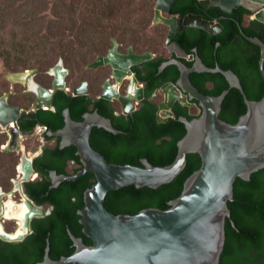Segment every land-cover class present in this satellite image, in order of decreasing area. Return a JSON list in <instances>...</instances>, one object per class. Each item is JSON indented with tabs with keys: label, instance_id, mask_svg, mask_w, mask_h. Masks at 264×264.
Returning <instances> with one entry per match:
<instances>
[{
	"label": "trees",
	"instance_id": "16d2710c",
	"mask_svg": "<svg viewBox=\"0 0 264 264\" xmlns=\"http://www.w3.org/2000/svg\"><path fill=\"white\" fill-rule=\"evenodd\" d=\"M11 1L14 6L6 7L3 22L7 23L10 19L15 21L12 25L13 34L7 32V26H0V80L4 78V69L19 71L37 66L48 68L61 58L71 69L87 65L91 58L106 51L115 38L127 45L132 44L139 51L150 49L147 46L150 39L156 41V35L150 37L147 32H143L152 17L151 0L142 3L139 0H65L56 4L59 10L52 15L55 23L52 22L51 28L38 25L39 20H47L45 13L43 18L32 20L34 27L30 23L31 16L36 12H45L46 8H42L40 2L47 0ZM172 12L181 16L189 12L201 13L207 19L225 15L221 19L224 29L218 34L189 27L179 32L174 40L189 53L197 47L208 66L219 64L224 70H233L241 78L250 99L263 98L261 48L244 36L241 29L264 42V23L254 20L250 25H244L246 8L238 7L232 12H225L217 6L206 8L199 0H178ZM50 19L52 21V17ZM66 20H70L69 23ZM218 42H221L220 46H217ZM166 59L160 54L147 61L144 67L136 68L139 78L145 82L147 96L163 82L178 79L180 71L175 64L159 72V66ZM186 62L188 65L193 64V61ZM190 77L207 94L220 95L230 89L220 113L222 119L237 123L240 116L247 112L244 93L238 87H231L223 73L192 72ZM55 104L56 112L40 111L26 117L22 121L23 130L31 132L38 124H46L58 131L66 125V108L71 107L74 119L82 121L83 115L91 110L93 101L85 96L75 98L66 92H59ZM95 109L111 118L114 127L123 133L115 135L105 129L95 128L91 137L92 146L112 163L138 167L143 166L144 158L155 166L172 164L178 156V143L187 133L186 125L179 120V116L193 118L187 107L178 104L174 108L175 118L159 123L155 101L143 102L132 116L115 115L111 104L104 100L96 102L92 110ZM77 152L75 146L62 149L59 140L55 148H46L45 153L36 160V168L42 177L28 184V191L39 204L53 205L54 212L34 222L35 232L25 242L10 243L0 239V264L43 262L49 238L54 260L70 257L77 250L70 232L83 237L87 245L93 244L83 234L79 212L85 207V191L97 181L95 174L89 172L76 181H66L58 188H51V171L69 175L83 168ZM73 161L76 167L70 169ZM201 166V156L189 154L187 167L171 183L156 189L127 186L114 190L109 192L105 204L116 215H135L147 208L166 210L169 201L181 196L187 179ZM234 192L236 200L229 202L233 218L227 224L228 242L222 264H264V169L253 174L250 181L238 178Z\"/></svg>",
	"mask_w": 264,
	"mask_h": 264
},
{
	"label": "water",
	"instance_id": "95a60500",
	"mask_svg": "<svg viewBox=\"0 0 264 264\" xmlns=\"http://www.w3.org/2000/svg\"><path fill=\"white\" fill-rule=\"evenodd\" d=\"M175 1L158 0L156 8L169 12ZM201 3L206 7L220 6L226 12L243 6L253 12L257 20L264 23V0H201ZM166 21L171 27L167 43L186 26H197L212 34H217L224 28L220 22L193 13L179 19L174 16ZM241 31L248 39L261 46L260 67L264 76V42L258 37L248 36L242 29ZM220 44L221 42H218L217 46ZM168 49L175 56L164 61L159 66V72L170 64H176L180 76L176 82L169 81L161 86L165 100L160 103V108H173L177 100L191 106L189 100L194 99L198 100L202 107L200 116L189 119L182 115L179 118L186 125L187 133L178 143L176 160L164 167L155 166L146 158L142 159L143 167L113 164L91 145V135L95 127L115 135L122 131L117 130L111 119L102 116L98 109L93 113H85L83 122L75 121L70 108L66 109V127L56 133L51 129L48 134L62 138V149L73 145L79 148L77 154L82 158L83 170L72 176L59 175L56 170L51 171V188H57L65 181H75L88 172L95 174L97 181L85 191V207L79 212L83 217V233L93 241V245H87L83 237H77L70 232L77 248L76 252L70 257L64 256L61 260H54L51 257L49 238L45 260L39 264L222 263L228 239L226 221L233 216L228 203L236 200L235 182L238 178L250 181L253 174L264 169V96L261 100L249 99L240 77L231 69L224 70L219 64L215 67L207 66L197 47L193 48L196 57L192 66L185 63L184 59L189 55L177 42H171ZM151 58L152 53H136L132 47L128 53H119L117 45L106 57H100L94 66L101 64L110 65L112 68L111 77L103 85L101 98L107 101L118 100L124 114L131 115L135 110V101L146 99L144 88L136 87L138 78L133 75L126 84V94H120L119 89L127 82L126 76L133 74V66ZM194 71L221 72L227 77L231 87L241 89L248 110L240 116L237 123L220 117L224 99L230 89L224 90L220 95L206 94L193 84L190 74ZM53 73L54 91L64 89L67 86L66 77L69 70L65 68L63 61L54 68ZM179 88L188 95L180 98L177 93ZM34 90L39 99L37 109L44 106L53 107L55 92L39 85H35ZM87 93L86 83L75 89L77 96ZM7 109L0 106V125L7 128L11 122L16 123L17 127L12 131L14 146L21 134V110H9L8 107ZM42 154L43 150L29 159L24 152L21 167L25 172L24 181H30L31 175L36 171L35 159ZM189 154H199L202 166L187 179L181 196L169 201L168 209L147 208L135 215H115L106 207V198L111 191L127 186L156 189L171 183L187 167ZM18 184L21 185V182ZM28 204L27 213L23 218L27 232L12 235L5 232L0 222V239L12 243L23 242L32 231L33 219L45 216L44 210H38L30 199ZM233 224L236 227L234 221Z\"/></svg>",
	"mask_w": 264,
	"mask_h": 264
},
{
	"label": "clouds",
	"instance_id": "9594fccd",
	"mask_svg": "<svg viewBox=\"0 0 264 264\" xmlns=\"http://www.w3.org/2000/svg\"><path fill=\"white\" fill-rule=\"evenodd\" d=\"M157 1L158 0H151L150 2L152 3V9H153V13H152V17L149 23V26L147 28H145V30L143 32H147L148 36L150 37H154V35H156V41H153L152 39L149 40L148 42V47L150 49H147L146 51H139L138 49H136L132 44L127 45L125 42L119 41L116 38L113 39V42L110 46H108V49L106 51H104L101 54H97L94 58H91V60L87 63V65H80L78 67H76L75 69H71L67 66L66 61L61 58L55 65L45 68L42 66H37V67H30L24 70H19V71H7L4 69V78H2L0 80V88H1V92H0V102H2V104L0 105L1 107H3L5 110H8L7 107L10 109H20L21 110V116H20V120H19V125H20V130H21V134H20V139L18 141V143L16 145L13 146V129H15L16 123L15 122H11L7 128H4L3 125H0V140L2 139L3 142L0 144V157L1 156H5V162L7 163V166L9 167L8 171L5 172H1L0 171V194H1V198H0V222L1 225L4 227L5 232L10 233L12 235H16L18 232H27V228H25V221L23 219V224L21 223V221L17 218H11L7 216V213L10 211V209H12L13 211H18L20 210V206L24 203H26L28 206V199L31 200V202L37 207L39 208L38 210H44L45 212V216L44 217H35L32 221V227H31V233L28 235V237L23 241L25 242L30 236H32L35 232L34 230V222L38 219H44L46 217H49L53 214L54 212V206L51 204H39L37 201H35L32 196L30 195L29 191H28V184L30 183H34L37 182L38 180L41 179L42 175L41 173L37 170L36 168V160L41 157L44 153H45V149L46 148H55L58 145V142L60 140V147H61V143H62V138L58 137V136H50L48 133L50 132V130L52 128H50L49 126H47L46 124H38L36 126V128L31 131V132H26L23 130L22 128V121L26 118L29 117L31 115H35L38 114L40 111H53L56 112L57 111V107L55 104V100H56V96L59 92H66L69 95H72V97H88L93 101V105L91 106V110L88 111V113H93L95 110H92L93 106L95 105L96 102H98L99 100H104L107 101L105 99H102L101 96L103 94V85L105 84L106 80L109 79L111 77L112 74V68L110 65H101L98 64L97 66H94V64L98 61V59L100 57H106L109 52L117 45V51L119 53H128V50L130 47L133 48V51L136 53H145V52H150L152 53V58H156L157 56L164 55L167 57L166 60L167 61L169 59H171L173 56H175V54H172L170 52V50L168 49V45L175 41L174 37L179 33V32H183L186 28L189 27H193V28H200L197 26H186L184 30L182 31H178L175 36L173 37V39L171 40V42L167 43V39H168V35L170 32V25L167 23L166 19H171L172 17H177V19L181 18V17H185L186 15L193 13V14H200L203 16V14L201 13H194V12H189L184 16H181L179 13H173L172 12V7L175 5V3L178 1L176 0L173 4V6L171 7V10L169 12H165L163 9L159 8L157 10ZM65 2V1H63ZM200 4L203 5L204 7H206L204 4L201 3V0H199ZM212 6H216V5H212ZM210 6V7H212ZM210 7H206V8H210ZM220 7V6H217ZM239 7H243V6H239ZM221 8V7H220ZM238 8V7H236ZM245 8V7H244ZM222 9V8H221ZM235 9V8H234ZM233 9V10H234ZM247 9V8H246ZM223 10V9H222ZM225 11V10H223ZM226 12V11H225ZM46 13V10L44 12ZM225 16V15H223ZM203 18H205L203 16ZM224 17H219V18H210L208 20H214L215 22H220L221 23V19ZM80 19V18H79ZM207 19V18H205ZM254 20H257L254 17V13L249 11L247 9V12L244 15V25H250ZM40 21V20H39ZM38 21V25H42L46 28H48V24H47V20H43L42 22ZM70 20H66L65 22L69 23ZM259 21V20H257ZM53 22V21H52ZM261 22V21H260ZM27 23V22H26ZM31 23V27L35 26V23L33 21H30ZM263 23V22H262ZM222 24V23H221ZM52 23L49 25V28H51ZM223 25V24H222ZM203 29V28H200ZM224 29V28H223ZM156 30V31H155ZM205 30V29H204ZM242 30L244 31V29L242 28ZM153 31V32H151ZM207 31V30H206ZM223 31V30H222ZM209 32V31H207ZM245 32V31H244ZM210 33V32H209ZM220 33V32H219ZM246 33V32H245ZM212 34V33H211ZM218 34V33H217ZM242 34L244 35V33L242 32ZM247 34V33H246ZM164 35V37H163ZM248 35V34H247ZM245 36V35H244ZM250 36V35H248ZM248 38V37H247ZM259 38V37H258ZM250 40V39H249ZM251 41V40H250ZM177 42V41H175ZM178 43V42H177ZM254 43V42H253ZM179 44V43H178ZM179 46H181L179 44ZM220 46V45H219ZM260 46V45H259ZM182 47V46H181ZM183 48V47H182ZM261 48V46H260ZM160 49L163 51H167V55L163 54L162 52H160ZM184 49V48H183ZM185 50V49H184ZM186 51V50H185ZM262 51V48H261ZM187 52V51H186ZM189 57L187 59H184L185 63L187 64L186 61H193V63L195 62V57H196V53L192 50L191 53L187 52ZM199 53V51H198ZM200 55V54H199ZM201 57V56H200ZM149 59V60H151ZM146 60L145 62H143L142 64L136 65L132 67V71L133 74L131 75H127L126 76V80L127 82L123 83V86L120 87L119 91L120 94L125 95L126 91V84H128V81H130L133 77V75H135L138 78V82L136 87H143L144 88V93L146 96V99L144 101H135V110L132 112L131 115H125L122 109L121 104L119 103L118 100H113V101H107L111 104L112 108L115 110V115L117 116H132L134 115L140 108V106L143 104V102L145 101H155L157 108H158V112H157V120L159 123H166L168 122L169 119H173L175 118V112H174V108L176 105L180 104L183 105L185 107L188 108L189 113L191 115H193L194 117L200 116L202 113V107L199 104V101L194 99V100H189L191 102V106H188L186 104V102L184 101H176L175 105L173 108H167V107H163L162 109L160 108V103H163L165 100L164 94L161 90V86L169 81H165L163 82L159 87H157L155 89V91L150 95L147 96L146 94V88H145V82L142 81L139 76L137 71L135 70V67L137 68L139 67H143L144 64L149 61ZM203 60V59H202ZM63 61L65 68L67 70H69V75L66 77V82H67V86L64 89H59L56 92L54 91V82H55V75L53 73L54 68L60 64V62ZM163 61V62H164ZM162 62V63H163ZM204 62V61H203ZM161 63V64H162ZM205 63V62H204ZM206 64V63H205ZM171 65V64H170ZM176 65V64H175ZM188 65V64H187ZM193 65V64H192ZM189 65V66H192ZM207 65V64H206ZM169 66V65H168ZM167 66V67H168ZM208 66V65H207ZM210 67V66H209ZM179 68V67H178ZM261 68V67H260ZM48 69V73L49 75L52 77V83L50 85L45 84L42 82V80L38 77V72H42L44 70ZM166 69V68H165ZM164 69V70H165ZM81 70H91V71H95L98 73V86H97V92L92 95V89H93V83L90 81L89 78L87 77H83L80 79V81L78 83H75V79L76 78V74L78 72H80ZM163 70V71H164ZM180 71V70H179ZM162 72V71H160ZM197 72V71H194ZM238 75V74H237ZM263 75V74H262ZM180 76V75H179ZM191 76V74H190ZM264 77V76H263ZM179 78V77H178ZM191 78V77H190ZM241 79V78H240ZM178 80V79H177ZM176 80V81H177ZM176 81H171V82H176ZM242 81V80H241ZM83 83L87 84V89H88V93L85 95H75V89L76 88H80L82 87ZM113 83V82H112ZM194 84V83H193ZM17 85H21L23 86L24 93L30 94L33 97V102L32 100H29V102H15L13 100V95H17V92H15L16 90V86ZM35 85H39L44 89H47L51 92H55V96H54V100H53V107L49 108L48 106H44L41 109H37L38 107V103H39V99H38V94L37 92L34 90ZM195 85V84H194ZM243 85V84H242ZM196 86V85H195ZM244 88V87H243ZM158 90V91H157ZM241 90V89H240ZM157 91L156 96L153 97V94ZM245 91V90H244ZM203 92V91H202ZM179 97H185L188 94L185 93L183 90H181L180 88L178 89ZM205 93V92H204ZM246 93V92H245ZM21 93H18V95H20ZM207 94V93H206ZM212 95V94H211ZM226 98V97H225ZM249 98V97H248ZM250 99V98H249ZM225 100V99H224ZM253 100V99H252ZM261 100V99H260ZM246 102V101H245ZM247 104V103H246ZM71 110L72 113V108L68 107ZM66 108V109H68ZM65 109V110H66ZM64 110V112H65ZM98 112L100 113L99 109ZM170 113L172 115H170ZM101 114V113H100ZM102 115V114H101ZM104 116V115H102ZM182 116V115H181ZM184 116V115H183ZM65 117V124H67L66 121V115L64 114ZM73 117V114H72ZM106 117V116H104ZM186 117V116H185ZM108 118V117H107ZM180 118V116H179ZM188 118V117H187ZM74 119V117H73ZM111 119V118H109ZM192 119V118H191ZM77 122H83L82 121H78L76 119H74ZM112 121V120H111ZM1 123V122H0ZM113 123V121H112ZM114 126V125H113ZM66 127V125L62 128L64 129ZM98 128V127H95ZM94 128V129H95ZM93 129V130H94ZM103 129V128H100ZM53 130V129H52ZM61 130V129H60ZM118 130V129H117ZM59 131V130H58ZM53 130V132H58ZM93 133V132H92ZM123 133V132H122ZM121 134V133H120ZM92 137V135H91ZM92 145V143H91ZM75 146V145H73ZM73 146H69V147H73ZM77 147V146H75ZM68 148V147H66ZM78 148V147H77ZM65 149V148H63ZM41 150H43V154L39 157H37L35 159V173L33 175H31V179L30 181H24V176H25V172L23 169H21L23 163H22V158H23V154L24 152L27 154V157L30 158H34L35 155L37 153H39ZM98 151V150H97ZM78 152H79V148H78ZM77 152V153H78ZM99 152V151H98ZM101 153V152H100ZM102 154V153H101ZM78 155V154H77ZM104 155V154H103ZM80 158L81 156L78 155ZM105 156V155H104ZM107 159V158H106ZM108 160V159H107ZM82 161V158H81ZM109 161V160H108ZM83 163V162H82ZM112 163V162H111ZM115 164V163H113ZM143 164V163H142ZM121 165V164H119ZM125 165V164H124ZM134 166V165H133ZM76 167V162L73 161L71 162L70 165V169H73ZM138 167V166H137ZM143 167V166H142ZM83 170V168L81 169ZM80 170V171H81ZM54 171V170H53ZM79 171V172H80ZM58 172V171H57ZM78 172V173H79ZM78 173H74V174H64V175H68V176H72ZM89 173V172H88ZM92 173V172H91ZM59 174V172H58ZM62 175V174H59ZM51 179H52V183H53V178L51 175ZM78 180V179H77ZM97 180V179H96ZM76 181V180H75ZM18 182H21V185L18 184ZM66 182V181H65ZM64 182V183H65ZM63 184V183H62ZM61 184V185H62ZM53 186V184H52ZM60 187V186H59ZM58 188V187H57ZM54 189V188H52ZM85 194V193H84ZM107 199V198H106ZM85 202V201H84ZM106 203V202H105ZM229 204V203H228ZM106 205V204H105ZM107 207V206H106ZM84 209V208H83ZM82 209V210H83ZM110 211V210H109ZM111 212V211H110ZM233 212V211H232ZM27 213V212H26ZM114 214V213H113ZM116 215V214H115ZM24 218V216H23ZM83 218V217H82ZM233 218V216H232ZM231 219V218H229ZM227 219V220H229ZM82 223V222H81ZM226 223L228 224V221H226ZM235 223V222H234ZM12 224V225H11ZM9 225H11V229L9 227ZM83 225V224H82ZM234 225V224H233ZM236 227L237 224L235 223ZM84 228V226H83ZM84 234V233H83ZM85 235V234H84ZM227 235H228V230H227ZM76 236V235H75ZM86 236V235H85ZM87 237V236H86ZM84 239V238H83ZM90 239V238H89ZM2 240V239H1ZM51 240V239H50ZM91 240V239H90ZM4 241V240H3ZM92 241V240H91ZM6 242V241H5ZM85 242V241H84ZM93 242V241H92ZM228 242V239H227ZM12 243V242H10ZM22 243V242H19ZM93 245V244H92ZM91 246V245H89ZM227 247V246H226ZM226 250V249H225ZM223 259V258H222ZM222 264V263H221Z\"/></svg>",
	"mask_w": 264,
	"mask_h": 264
},
{
	"label": "rangeland",
	"instance_id": "374dc122",
	"mask_svg": "<svg viewBox=\"0 0 264 264\" xmlns=\"http://www.w3.org/2000/svg\"><path fill=\"white\" fill-rule=\"evenodd\" d=\"M65 0H47L46 2H40L41 7L42 8H46V13H47V24H48V28L49 25L52 23V21L55 23L53 16L54 14L57 13V11L59 10V7L56 6V4H60L59 2H62ZM141 3L144 2V0H139ZM132 4V3H131ZM139 5V4H138ZM7 6H14L11 0H0V26H7V32H10V34H13V27L12 25L14 24V20L10 19L9 22L5 23L3 22V18H4V13H6V7ZM130 6V5H128ZM44 17V12L38 11L36 12L34 15L31 16L30 21L32 20H36V19H40ZM52 17V21L51 18ZM27 22V21H26ZM39 22H42V20H40ZM156 31V30H155ZM153 32V31H151ZM160 52H162L163 54L167 55V51H163L160 49ZM38 79L40 78L42 80L43 83L50 85L52 83V77L49 75L48 73V69L42 71V72H38ZM78 79H75V83H78L80 81L81 78L83 77H87L90 79V81L93 83V89H92V95H94L97 91V86H98V73L95 71H85V70H81L80 72H78L75 76ZM24 88L21 85H17L16 86V90L15 92H17V95H13V100L15 102H29V100H33L32 95L24 93L23 92ZM18 93H21L20 95H18ZM3 142V140H0V144ZM9 167L7 166V163L5 162V156H1L0 157V171L1 172H5L8 171ZM12 225V224H11ZM11 225H9L10 229H11Z\"/></svg>",
	"mask_w": 264,
	"mask_h": 264
},
{
	"label": "bare ground",
	"instance_id": "6f19581e",
	"mask_svg": "<svg viewBox=\"0 0 264 264\" xmlns=\"http://www.w3.org/2000/svg\"><path fill=\"white\" fill-rule=\"evenodd\" d=\"M20 207L21 208L18 211H13L12 209H10V211L7 213V216L11 217V218H17L23 224V216L27 212L28 205L26 203H24Z\"/></svg>",
	"mask_w": 264,
	"mask_h": 264
},
{
	"label": "flooded vegetation",
	"instance_id": "af4514ba",
	"mask_svg": "<svg viewBox=\"0 0 264 264\" xmlns=\"http://www.w3.org/2000/svg\"><path fill=\"white\" fill-rule=\"evenodd\" d=\"M144 67V66H143ZM135 70H136V67H135Z\"/></svg>",
	"mask_w": 264,
	"mask_h": 264
}]
</instances>
